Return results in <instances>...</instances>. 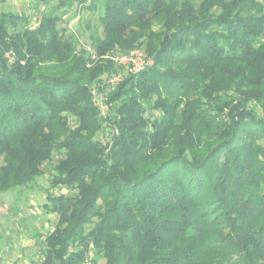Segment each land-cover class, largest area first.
Listing matches in <instances>:
<instances>
[{"label":"trees","instance_id":"trees-1","mask_svg":"<svg viewBox=\"0 0 264 264\" xmlns=\"http://www.w3.org/2000/svg\"><path fill=\"white\" fill-rule=\"evenodd\" d=\"M55 1L34 27L0 12V193L56 156L42 264H264V0ZM73 3L99 58L153 59L111 91L106 144L93 82L113 65L63 37Z\"/></svg>","mask_w":264,"mask_h":264},{"label":"rangeland","instance_id":"rangeland-1","mask_svg":"<svg viewBox=\"0 0 264 264\" xmlns=\"http://www.w3.org/2000/svg\"><path fill=\"white\" fill-rule=\"evenodd\" d=\"M197 2L199 0H196ZM56 1L38 2L37 0H0V12L12 11L24 15L29 20V26L37 25L42 13L48 12L54 7ZM98 13L84 9L78 3L67 9L62 16L59 27L63 37H73L80 48L90 53L92 60H108L113 69L103 73L93 82V99L99 110V117L103 120L100 130L96 133V139L102 144L109 143L115 133L110 121L114 118L112 102L109 101L111 91L117 86L109 87L113 74L122 75V79L132 72L128 71L131 64H123L111 58L126 54L130 50H140L148 56L144 47L136 45L128 49L118 46L108 50L107 56H98L93 47V38L102 37L103 29L98 21ZM21 24V23H19ZM152 29L157 30L158 24H153ZM104 54V55H105ZM12 52H7L6 57H13ZM149 57V56H148ZM152 59V57H150ZM92 62H88L87 66ZM153 63V59H152ZM152 63L150 65H152ZM149 65V66H150ZM138 72V71H137ZM122 81V80H121ZM120 81L118 82V84ZM101 111V112H100ZM157 111H148L146 116L153 118ZM56 156H53L52 162ZM51 161L43 164V173L36 178L32 187L15 189L0 193V264H39L42 259V241L49 229L53 227L56 219L54 214L45 213L41 205L46 201V188L49 187ZM54 193L66 192L63 186L51 189ZM92 252L84 259L91 264H103L104 260L92 262Z\"/></svg>","mask_w":264,"mask_h":264},{"label":"built area","instance_id":"built-area-1","mask_svg":"<svg viewBox=\"0 0 264 264\" xmlns=\"http://www.w3.org/2000/svg\"><path fill=\"white\" fill-rule=\"evenodd\" d=\"M104 56H107V55L105 54ZM111 58H113V59H115L118 62L123 63V64H127V65L131 64L132 67L130 66V68H128V71L132 69V72L140 71L141 69L149 66L152 63V59L150 57H148L146 55V53H144L140 50H137V49L130 50L126 54H123V55H120L117 57H115L114 52H112ZM11 59H12V57H9V60H11ZM112 76L113 77L110 78L111 84L109 85V87L113 88L116 84H118L119 81L122 80V75L113 74ZM39 264H42V262L40 261ZM83 264H91V263H90V261L85 260Z\"/></svg>","mask_w":264,"mask_h":264},{"label":"crops","instance_id":"crops-1","mask_svg":"<svg viewBox=\"0 0 264 264\" xmlns=\"http://www.w3.org/2000/svg\"><path fill=\"white\" fill-rule=\"evenodd\" d=\"M3 12V11H2Z\"/></svg>","mask_w":264,"mask_h":264}]
</instances>
